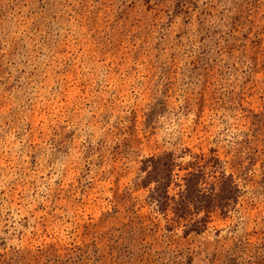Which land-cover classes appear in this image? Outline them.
Here are the masks:
<instances>
[{
	"label": "rangeland",
	"instance_id": "374dc122",
	"mask_svg": "<svg viewBox=\"0 0 264 264\" xmlns=\"http://www.w3.org/2000/svg\"><path fill=\"white\" fill-rule=\"evenodd\" d=\"M0 264H264V0H0Z\"/></svg>",
	"mask_w": 264,
	"mask_h": 264
}]
</instances>
